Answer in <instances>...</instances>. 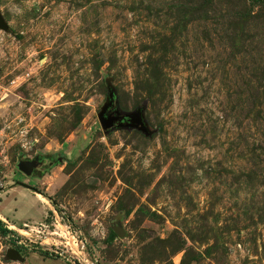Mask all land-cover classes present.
Segmentation results:
<instances>
[{
	"label": "rangeland",
	"instance_id": "374dc122",
	"mask_svg": "<svg viewBox=\"0 0 264 264\" xmlns=\"http://www.w3.org/2000/svg\"><path fill=\"white\" fill-rule=\"evenodd\" d=\"M0 12V264H264V0ZM107 83L148 134L103 132Z\"/></svg>",
	"mask_w": 264,
	"mask_h": 264
},
{
	"label": "water",
	"instance_id": "95a60500",
	"mask_svg": "<svg viewBox=\"0 0 264 264\" xmlns=\"http://www.w3.org/2000/svg\"><path fill=\"white\" fill-rule=\"evenodd\" d=\"M0 28L4 30L8 29V26L3 19L1 12ZM107 91V102L102 106L101 111L98 114V119L103 132L107 133L110 130L117 128H128L136 129L142 131L145 134H148L149 130L142 117L143 107H138L133 111L122 112L118 108V104L115 98V90L109 83H107ZM108 108H111L110 112L107 111ZM36 160L37 158H21L17 163V168L26 176H30L33 173V170L37 167ZM19 184L30 189H34L33 186L26 184L25 182L19 181ZM113 230L115 233H119L117 227H115ZM10 257L13 259H20V254L17 251L12 250L10 252Z\"/></svg>",
	"mask_w": 264,
	"mask_h": 264
},
{
	"label": "crops",
	"instance_id": "0c3cea01",
	"mask_svg": "<svg viewBox=\"0 0 264 264\" xmlns=\"http://www.w3.org/2000/svg\"><path fill=\"white\" fill-rule=\"evenodd\" d=\"M17 186H22L23 188H25V190L24 189H20ZM9 190L22 191L24 195H26V196L30 195L31 197H33V199L38 201V203L42 206V216L40 217V219H38V221L41 220L43 217H45L44 216L45 212L48 209V202L46 200V197H45L46 195L45 194L41 193L37 189H30L28 187H25L23 185H19L17 183H11L8 186V188L6 189V191H9ZM0 207H1L0 208V212L1 211H5V214H9V217H6V215L1 213L3 219L4 218H6V220L7 219H9V220L15 219V215H16L17 209L14 207V202L8 201V203L6 204V203L2 202V200H1L0 201ZM22 222H25V221H22ZM12 225H17V223L12 224Z\"/></svg>",
	"mask_w": 264,
	"mask_h": 264
},
{
	"label": "flooded vegetation",
	"instance_id": "af4514ba",
	"mask_svg": "<svg viewBox=\"0 0 264 264\" xmlns=\"http://www.w3.org/2000/svg\"><path fill=\"white\" fill-rule=\"evenodd\" d=\"M110 110H111V108H108L107 111L110 112ZM36 163H37V167L33 170V172H34L36 169H38V168L41 167V165H42V158L37 157Z\"/></svg>",
	"mask_w": 264,
	"mask_h": 264
},
{
	"label": "trees",
	"instance_id": "16d2710c",
	"mask_svg": "<svg viewBox=\"0 0 264 264\" xmlns=\"http://www.w3.org/2000/svg\"><path fill=\"white\" fill-rule=\"evenodd\" d=\"M8 231V228L3 226L2 221L0 220V233H6Z\"/></svg>",
	"mask_w": 264,
	"mask_h": 264
}]
</instances>
